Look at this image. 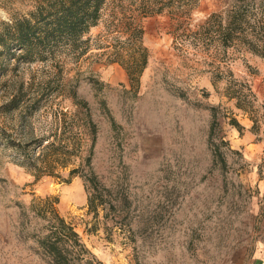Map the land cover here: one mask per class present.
Returning <instances> with one entry per match:
<instances>
[{"label":"rangeland","instance_id":"rangeland-1","mask_svg":"<svg viewBox=\"0 0 264 264\" xmlns=\"http://www.w3.org/2000/svg\"><path fill=\"white\" fill-rule=\"evenodd\" d=\"M38 1L0 0V28ZM233 1L193 0L176 18L168 10L144 14L140 0H106L82 53L59 48L30 62L0 55V264H48L35 242L43 220L28 209L45 196L58 198L57 211L102 264H264V59L230 47L232 76L215 81L207 48L178 36ZM133 30H141L136 42L147 57L137 89L112 61L116 50L131 61L125 39ZM231 78L250 85L252 107L237 108L229 97ZM48 82L56 90L35 112L1 108L18 89L36 93ZM84 112L95 141L83 137L60 178L35 180L18 164L12 142L67 136L70 124H84ZM88 155L105 188L97 213L88 211L83 178L69 174L85 173Z\"/></svg>","mask_w":264,"mask_h":264},{"label":"trees","instance_id":"trees-1","mask_svg":"<svg viewBox=\"0 0 264 264\" xmlns=\"http://www.w3.org/2000/svg\"><path fill=\"white\" fill-rule=\"evenodd\" d=\"M106 0H39L35 9L27 16L15 18L9 23H3L0 28V55H16L18 59L30 62L35 59L46 60L59 48H67L80 53L85 51L88 38L83 37L94 26L100 17V10ZM193 0H140L144 14L160 13L168 10L172 15L182 16ZM183 26L179 21L177 29ZM183 27L178 34L181 41L191 34L193 39L204 45L208 66L214 80L222 78L223 74L232 76L227 67L232 53L228 48L236 51H247L264 59V5L260 0H234L224 10L211 12L197 24V29L188 33ZM141 30L131 31L125 42L130 47L131 61L121 59L119 51L112 61L121 62L127 71L129 83L137 89L139 76L146 63V51L136 42L137 34ZM183 43V42H181ZM181 49V47H178ZM229 97L236 100L240 109L252 107L255 94L250 85L231 78ZM48 86V87H47ZM245 86V87H243ZM49 87V82L42 90L32 92L18 89L1 108L4 112L26 109L29 114L38 109L40 99L52 94L56 89ZM35 91V90H33ZM38 95V96H37ZM75 96V93H72ZM80 112L72 114L79 117ZM84 124H70L69 135L42 137L29 139L24 143H13L17 151L18 164L28 170L37 180L43 175L61 177L59 170L68 167L72 156H77V149L81 147L82 139L88 135L93 145L95 141V126L84 112ZM79 119V118H78ZM217 115L212 108V123L208 134V141L212 144L214 122ZM230 123L238 130L242 126L235 118ZM86 126V127H85ZM254 126V124H253ZM87 128V131H85ZM76 129V130H75ZM78 147V148H77ZM213 150L219 153L218 145ZM87 171L82 173L78 167L69 169L70 175L79 174L83 178L87 192V207L89 212L97 213V208L105 199V188L90 167V155L84 159ZM57 197H33L28 209L43 220L42 226L35 235L37 249L48 264H102L87 249L74 226L65 220L56 209Z\"/></svg>","mask_w":264,"mask_h":264},{"label":"crops","instance_id":"crops-1","mask_svg":"<svg viewBox=\"0 0 264 264\" xmlns=\"http://www.w3.org/2000/svg\"><path fill=\"white\" fill-rule=\"evenodd\" d=\"M234 264H257L256 262H254L253 259H249V260H245V259H241L238 262H235Z\"/></svg>","mask_w":264,"mask_h":264}]
</instances>
